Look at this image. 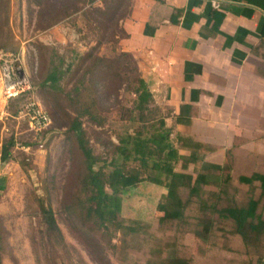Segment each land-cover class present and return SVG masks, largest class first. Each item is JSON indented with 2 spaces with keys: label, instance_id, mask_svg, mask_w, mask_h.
I'll return each instance as SVG.
<instances>
[{
  "label": "rangeland",
  "instance_id": "374dc122",
  "mask_svg": "<svg viewBox=\"0 0 264 264\" xmlns=\"http://www.w3.org/2000/svg\"><path fill=\"white\" fill-rule=\"evenodd\" d=\"M130 4L131 0H9L13 44L3 48L22 52L32 87L16 99L0 96V145L11 134L17 141L11 157L0 160V264H163L172 257L183 258L185 264H244L241 260L245 258L251 264L263 255L264 232L251 233L247 238L251 243H247L224 209L244 203L250 191L256 192L254 186L247 189L231 176L223 196L210 204L212 210L208 205L207 210L201 208L202 202L194 195L183 222L159 219L163 211L158 202L167 188L147 179L148 168L122 191L119 211V216L141 220L143 225L127 232L84 217L85 167L69 128L72 119L79 117L97 165L108 170L119 136L153 131L164 112L154 100L146 106L137 105L135 59L120 56L117 49L120 22ZM50 6L53 13L49 15L46 10ZM87 52L110 59L96 67L101 77L95 83L98 87L92 85V75L87 72L90 59L80 65V56ZM60 63L69 69L59 79V87L45 85L47 72ZM29 103L48 112L51 121L45 128L30 127ZM88 107L103 119L101 123L81 113ZM137 162L127 161L126 171H141ZM194 166H180L176 161L174 169L193 172ZM158 177L165 180L162 172ZM215 185L220 186L209 183L199 193L212 201ZM177 191L182 198L188 195L187 186ZM41 204L53 209L62 237L47 236ZM200 215L208 220V226L196 225Z\"/></svg>",
  "mask_w": 264,
  "mask_h": 264
},
{
  "label": "crops",
  "instance_id": "0c3cea01",
  "mask_svg": "<svg viewBox=\"0 0 264 264\" xmlns=\"http://www.w3.org/2000/svg\"><path fill=\"white\" fill-rule=\"evenodd\" d=\"M120 25L117 49L134 57L178 152L209 168L204 187L226 175L254 186L247 211L262 223L247 229L263 233L264 0H131Z\"/></svg>",
  "mask_w": 264,
  "mask_h": 264
},
{
  "label": "trees",
  "instance_id": "16d2710c",
  "mask_svg": "<svg viewBox=\"0 0 264 264\" xmlns=\"http://www.w3.org/2000/svg\"><path fill=\"white\" fill-rule=\"evenodd\" d=\"M114 1L118 2L121 0ZM64 9H66V7ZM73 9H77V6H73ZM8 10L9 0H0V49L3 50H6L3 47H12L13 44V35L8 25ZM46 11H48L50 15L53 13V8L50 6ZM64 13L52 18L48 24L62 18ZM119 54L120 56L130 55L134 59L132 54L127 51H120ZM86 59H90L86 68L88 70L87 72H90L92 75L91 83L93 86L98 87L95 83L98 79L100 80L101 77L99 78V68L96 67H99L101 63H105L106 60L110 61V59L103 55L94 56L91 52H87L80 56V65L85 63ZM61 65L60 63L51 67L43 79L45 85L51 88L59 87V79L68 71L67 69H69H64ZM79 68L80 66L76 68V71H78ZM136 83L137 85L134 89L137 97V105L139 107L146 106L149 101H153L154 99L139 72L136 76ZM28 91H24L10 98L16 99ZM74 92L75 94L78 93L77 86H75ZM83 112L87 113L92 121L98 123L103 121V119L101 120L96 116L89 107L86 110H82L81 113ZM69 128L74 132L77 144L83 154L85 173L82 181V190L86 192L82 205L83 214L86 219H91L99 225L112 224L115 228H117V226L122 227L128 232L135 231L137 227L144 224V222L138 219H125L119 216V211L122 191L128 185L139 180L140 172L142 173V170L146 168H148V173L146 174V177H148L147 179L163 184L167 188V192L162 194L158 202L159 209L163 211V214L159 218L160 220L183 222L186 219L185 209L187 204L194 195L196 199L202 202L201 208L203 207V209H205L208 205L210 209V204H214L217 198L220 199L225 192L224 185L228 182L229 175L223 178L217 192L211 191V193L215 194L216 198L211 201L206 197L203 198L199 193L201 190L205 191L204 179L209 168L194 166L197 169H194L193 172H184L174 169L176 161L183 159L184 165L190 161V158H185L178 152L177 148L173 147L174 139L170 136L171 129L165 126L163 117L159 119L158 127L154 128V130L149 133L136 130L133 133L126 132L119 136L118 142L115 145V155L110 161V168L108 170H106L104 166L97 165V156L88 144V140L85 137V130L78 116L72 119ZM16 143L15 136L12 134L1 142L0 160L5 161L11 157L12 147L16 145ZM192 158L193 163L196 164V158ZM129 160L138 161L137 165L141 168V171H138L136 174L127 172L125 163ZM151 170L155 171L152 175H150ZM161 172L165 175L164 181L160 180V177H158ZM180 186H187L188 188V195L185 198H182V196L177 193ZM255 204L257 205L256 200L247 199L244 203H238L224 208L232 215L237 225V230L235 231L242 236L243 240L247 239L251 233L260 232L256 230L249 231V229H247V226L255 220L258 221V223H262L260 215L249 214L247 211L249 208L254 207ZM40 208L45 230L48 234L47 236L62 237V232L56 222L51 206L41 204ZM212 208H214L213 205ZM212 208L210 210H212ZM202 215L196 216V225L202 223L208 226V220L205 221ZM163 264H185V260L183 258L172 257L165 260Z\"/></svg>",
  "mask_w": 264,
  "mask_h": 264
},
{
  "label": "built area",
  "instance_id": "2783aa9c",
  "mask_svg": "<svg viewBox=\"0 0 264 264\" xmlns=\"http://www.w3.org/2000/svg\"><path fill=\"white\" fill-rule=\"evenodd\" d=\"M31 87L22 52L0 49V96L8 99ZM26 114L31 128H45L51 121L48 112L34 103L27 105Z\"/></svg>",
  "mask_w": 264,
  "mask_h": 264
}]
</instances>
